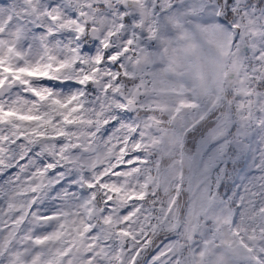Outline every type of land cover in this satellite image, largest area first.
I'll return each instance as SVG.
<instances>
[{"label": "snow or ice", "instance_id": "obj_1", "mask_svg": "<svg viewBox=\"0 0 264 264\" xmlns=\"http://www.w3.org/2000/svg\"><path fill=\"white\" fill-rule=\"evenodd\" d=\"M0 264H264V0H0Z\"/></svg>", "mask_w": 264, "mask_h": 264}]
</instances>
